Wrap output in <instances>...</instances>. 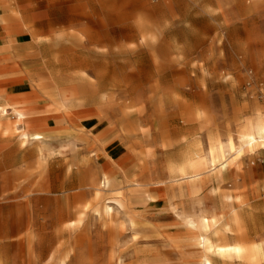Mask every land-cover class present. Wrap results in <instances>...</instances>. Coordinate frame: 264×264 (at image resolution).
Masks as SVG:
<instances>
[{"label": "rangeland", "instance_id": "obj_1", "mask_svg": "<svg viewBox=\"0 0 264 264\" xmlns=\"http://www.w3.org/2000/svg\"><path fill=\"white\" fill-rule=\"evenodd\" d=\"M0 84L29 111L0 119L1 264H201L179 216L237 244L236 193L264 251V149L168 172L264 116V0H0Z\"/></svg>", "mask_w": 264, "mask_h": 264}, {"label": "bare ground", "instance_id": "obj_2", "mask_svg": "<svg viewBox=\"0 0 264 264\" xmlns=\"http://www.w3.org/2000/svg\"><path fill=\"white\" fill-rule=\"evenodd\" d=\"M3 85V84H2ZM0 84V102H3V106L0 107V119L4 118L7 110H11L16 115L17 121L26 123V119L29 115V111L26 109V101L22 98H13L6 87H1ZM1 127V124H0ZM24 141H35L42 143V135L39 133H33L30 129H25L22 132ZM238 140L240 145L236 148L229 137L226 142L220 140L210 141L206 155L195 154L185 160V163L181 166L168 167L170 174H179L180 179L189 180V182H195L198 180L203 171H212L215 168L220 170L224 169L229 163L227 158L229 153H234L238 158L243 156L245 150L253 151L257 147L264 149V116L257 114L254 120L247 121L240 126L238 132ZM101 183L99 182L98 187H105L110 181V166L102 164L101 167ZM84 180L88 185L96 187L95 178L91 173L85 172ZM134 186H139L137 180H132ZM159 186L162 183H158ZM107 187V186H106ZM98 193V192H97ZM227 200H234L236 206L233 209V228L237 233L239 243L233 245H215L209 238V230L212 228L214 223L212 221L202 218L201 221L197 222L193 217H181L179 218L185 223V225L194 232V240L196 251L201 260V264H215V256L219 258H236L242 262L249 264H258L263 256L264 251L260 246L255 245L251 242V235L257 234L258 230L255 229L249 232L242 224L240 220L239 212L242 211L244 204V198L241 193H236L234 196L226 195ZM98 201L97 212H101L105 216H108L111 212V208L104 203H101V195L96 194ZM123 209L125 207L118 203ZM82 214V212H80ZM72 225V222L70 223ZM217 234V232H214ZM1 264V263H0ZM61 264H66L64 261Z\"/></svg>", "mask_w": 264, "mask_h": 264}]
</instances>
